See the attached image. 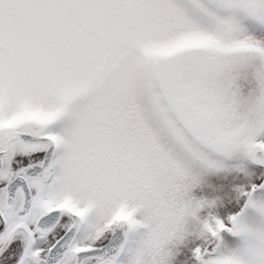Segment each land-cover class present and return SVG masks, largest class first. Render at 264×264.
<instances>
[{
	"label": "snow or ice",
	"instance_id": "snow-or-ice-1",
	"mask_svg": "<svg viewBox=\"0 0 264 264\" xmlns=\"http://www.w3.org/2000/svg\"><path fill=\"white\" fill-rule=\"evenodd\" d=\"M0 264H264V0H0Z\"/></svg>",
	"mask_w": 264,
	"mask_h": 264
}]
</instances>
